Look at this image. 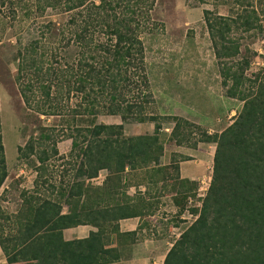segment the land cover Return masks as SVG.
Instances as JSON below:
<instances>
[{"label": "trees", "instance_id": "1", "mask_svg": "<svg viewBox=\"0 0 264 264\" xmlns=\"http://www.w3.org/2000/svg\"><path fill=\"white\" fill-rule=\"evenodd\" d=\"M52 1L67 17L64 26L59 30L51 22L39 26L35 38L17 53L16 82L24 106L31 111L30 114L45 113L52 117L58 115L61 102L51 104L48 111H44L41 105L30 108L40 103L39 96H45V102L49 99L52 85L65 82L68 95L70 92L79 95L75 96L78 100L69 111V121L75 124L69 135L71 152L83 159L77 170L78 176L90 179L99 170H106L113 176L148 165L155 167L163 153L156 136L123 137V127L130 119L137 123L157 121V117L144 113V105L150 97L144 90L147 88L144 47L139 39L143 26L140 24L142 18L138 20V11L144 0ZM210 1L214 6H226L231 14L213 17V12H203L216 57L238 56V45L231 40L233 30L264 31L261 24L264 1ZM151 8L152 2L144 13H140L141 17ZM54 31H57L54 37H59V42L63 43L59 49L62 63L68 65L75 59L77 61L75 66L64 68L70 70V75L65 80V75L62 76L60 84L48 81L52 75L35 76L38 82L40 79L47 81L38 86L36 92L31 82L22 85L20 80L25 78L26 69H35L37 62L41 64L46 53L42 50L43 41L50 40V32ZM70 41L75 49L68 52ZM81 47L88 50L81 52ZM234 75L230 74L231 79ZM237 84L233 81L234 86L229 91L237 92L234 90ZM233 93L231 95L235 96ZM239 99L244 103L234 123L220 135L206 136V142L216 143L207 194L200 200L202 204L197 219L173 243L163 264H264V80L258 83L253 93L241 95ZM99 116H118L120 124H98L96 118ZM171 119L175 121L172 133L181 122L186 124L180 118ZM83 122L87 124L82 126ZM155 128L158 130L159 126L155 125ZM50 143L41 150L43 157L37 158L40 165L37 171L43 168L47 159L44 156L49 152L58 154L56 143ZM34 150L29 141L24 148L18 147L19 158L33 155ZM6 176L0 135V187ZM98 194H106L112 199L105 203L103 199H97ZM60 195L63 197L64 193ZM115 195L119 194L112 186L92 188L83 182L74 184L67 190L65 198L67 203H75L64 215L60 214L61 207L49 199L28 202L23 216L16 221L18 233L10 237L0 233V248L7 263L109 264L117 261L120 257L117 250L103 248L102 240L112 233L123 237L118 234V221L142 218L144 211L142 207L134 206V197L123 192L120 198L114 199ZM72 198L77 199L73 201ZM173 203L182 213L184 205L176 198ZM85 224L93 225L97 231L83 240L64 241L62 230Z\"/></svg>", "mask_w": 264, "mask_h": 264}, {"label": "rangeland", "instance_id": "2", "mask_svg": "<svg viewBox=\"0 0 264 264\" xmlns=\"http://www.w3.org/2000/svg\"><path fill=\"white\" fill-rule=\"evenodd\" d=\"M143 2L144 7L140 3L142 9L138 11V20L142 18L140 24L143 26L139 39L144 47L147 80L144 90L150 96L144 105V113L157 117V121L137 123L130 119L123 127V137L156 136L162 144L163 153L155 167L148 165L118 176L99 170L93 177L100 176L99 179L92 180L78 176L77 170L83 159L76 152H71L72 139L69 135L75 124L69 121V111L79 95L71 92L68 95L61 77L65 75L64 80L69 78L70 70L64 68L75 66L77 60L68 65L62 63L59 49L63 43L59 42V37H54L57 31L50 32L52 38L43 41L42 50L46 53L41 64L37 62L35 69H26L23 73L25 78L20 83L31 82L37 92L38 86L47 81L40 79L38 82L35 76L52 75L48 81L61 84L51 86V101L48 99L45 102L46 97L39 96L40 103L30 108L41 105L44 111H48L51 104L61 102L58 115L30 114L19 95L16 82L17 53L35 38L39 26L51 22L59 30L67 20L66 15L50 0H0V135L7 171L0 187V233L4 236L18 233L16 221L23 216L28 202L39 203L49 199L61 207L60 214L69 213L75 202L67 203V190L82 182L92 188L112 186L119 194L114 199L120 198L123 192L134 197V206L142 207L144 211V230L140 229L142 232L137 238L146 239L135 240V244L163 242L158 253H152L149 246L148 251L152 254L144 255L153 264H163L162 259L173 243L198 217L202 202L196 194L198 191L204 197L207 194L216 150V143L206 142V136L220 135L232 125L244 103L239 97L253 93L258 83L264 80V31L233 30L231 40L238 45L239 54L220 59L216 57L209 39L203 12H213V17L231 16L226 6H214L210 0ZM150 2L151 10L141 17L140 13L147 10ZM261 24L264 26V18ZM95 37L97 43V34ZM74 49L70 41L66 50L71 52ZM85 50L88 49L79 48L81 52ZM231 73L235 74L233 79ZM226 75L228 77L225 78ZM233 81L238 82L234 89L237 92L234 93L229 91ZM132 96L133 93L129 94V98ZM172 117L186 122H181L173 133L175 121ZM96 123L119 125L120 119L118 116H99ZM81 124L84 126L87 123ZM155 125L159 126L158 130ZM29 141L35 147L34 154L19 158L18 147L24 148ZM50 141L56 143L58 154L49 152L44 156L47 159L43 168L37 171L40 166L37 158L43 157L40 152L51 144ZM200 169L201 173L198 172ZM61 193H64L63 197ZM103 194H98L97 199L110 202L112 198ZM174 198L184 205L183 211L186 208L189 213H179V208L173 203Z\"/></svg>", "mask_w": 264, "mask_h": 264}, {"label": "crops", "instance_id": "3", "mask_svg": "<svg viewBox=\"0 0 264 264\" xmlns=\"http://www.w3.org/2000/svg\"><path fill=\"white\" fill-rule=\"evenodd\" d=\"M114 125H117V124L114 123ZM201 171L202 170L200 169L198 172L201 173ZM182 178L189 179V177H185V176H182ZM143 223H144V218L141 219L140 217L119 220L117 223L118 224V234H122L124 236L126 234H131V235L120 237V236H117V234L112 233L102 240L103 248L109 249L113 247L117 250V253L120 256L117 261H114L109 264H153V263H150L148 257L145 258L144 255L151 253V252L154 253V251H157L158 253V250L162 248L163 242L144 241V243L135 244V242L145 238V237L141 239L137 238L138 237L137 235H141L140 232L142 231L140 229L143 228L142 230H144V227H142ZM96 231H97V228L94 227L93 225H90V224L78 225L75 227L62 230V237L64 241H68V242L75 241V240H83V239L88 238L90 233H94ZM132 234H134V236ZM143 240H146V239H143ZM131 241L132 242L135 241V242L131 243ZM149 246L152 247L151 252L148 251ZM162 262H163V259H162ZM0 264H8L1 248H0Z\"/></svg>", "mask_w": 264, "mask_h": 264}, {"label": "built area", "instance_id": "4", "mask_svg": "<svg viewBox=\"0 0 264 264\" xmlns=\"http://www.w3.org/2000/svg\"><path fill=\"white\" fill-rule=\"evenodd\" d=\"M99 177H100V176H97L96 178H93L92 180H98ZM196 195H197V198H199L200 200H202V199L204 198V194H200L199 191H198V193H197ZM189 203H191L190 200H189ZM185 211L189 213V210H185ZM196 219H197V218H196ZM196 219H195V220H196ZM195 220H194V221H195ZM192 222H193V221H192Z\"/></svg>", "mask_w": 264, "mask_h": 264}]
</instances>
